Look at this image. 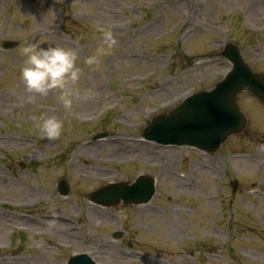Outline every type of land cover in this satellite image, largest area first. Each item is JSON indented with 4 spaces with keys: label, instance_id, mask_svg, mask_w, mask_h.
Wrapping results in <instances>:
<instances>
[{
    "label": "rangeland",
    "instance_id": "rangeland-1",
    "mask_svg": "<svg viewBox=\"0 0 264 264\" xmlns=\"http://www.w3.org/2000/svg\"><path fill=\"white\" fill-rule=\"evenodd\" d=\"M5 40L17 44L0 48V264H65L76 252L96 264H264L263 104L239 93L247 127L211 154L135 139L154 116L222 79L227 42L264 75V0H0V47ZM31 45L76 52L71 110L58 90L25 91ZM52 117L63 122L55 140L39 130ZM139 174L155 178L149 202L89 200Z\"/></svg>",
    "mask_w": 264,
    "mask_h": 264
},
{
    "label": "water",
    "instance_id": "water-1",
    "mask_svg": "<svg viewBox=\"0 0 264 264\" xmlns=\"http://www.w3.org/2000/svg\"><path fill=\"white\" fill-rule=\"evenodd\" d=\"M11 46L12 44H6ZM233 63L232 70L210 92H200L182 106L153 120L144 131V136L162 143H186L206 151H214L232 133L240 132L246 119L235 103L242 90L255 94L264 102V78L243 62L238 49L228 44L222 53ZM60 192L66 194L63 183ZM153 193L149 179L138 178L130 186L118 184L107 186L94 194V199L105 205L147 201ZM68 264H94L81 254L70 258Z\"/></svg>",
    "mask_w": 264,
    "mask_h": 264
},
{
    "label": "clouds",
    "instance_id": "clouds-1",
    "mask_svg": "<svg viewBox=\"0 0 264 264\" xmlns=\"http://www.w3.org/2000/svg\"><path fill=\"white\" fill-rule=\"evenodd\" d=\"M103 39L109 47L116 43L110 31L103 32ZM24 64L20 69V79L25 91L33 96H46L52 90H58L59 100L68 110L72 109L73 99L77 93L71 86L77 84L82 75L76 67L77 54L72 49L62 47L31 45L24 50ZM96 56H90L86 63L93 65ZM43 137L55 140L62 135L63 122L55 117L43 119L39 123Z\"/></svg>",
    "mask_w": 264,
    "mask_h": 264
},
{
    "label": "bare ground",
    "instance_id": "bare-ground-1",
    "mask_svg": "<svg viewBox=\"0 0 264 264\" xmlns=\"http://www.w3.org/2000/svg\"><path fill=\"white\" fill-rule=\"evenodd\" d=\"M112 143L113 144H116V143H119L120 144V142H119V139H114L113 141H112ZM125 146V145H124ZM124 146H120L117 150H115L114 152H115V155L116 156H118L119 154H120V151L122 150V148H124ZM142 146H145V148H147V149H150L151 148V145H149V144H147V145H142ZM86 148L87 149H93L94 147L92 146V147H87L86 146ZM118 159H120V158H118ZM89 171H91V169H88ZM94 173H96V174H100V175H103V174H105V173H109V172H103L102 170H100V169H95L94 171H93ZM63 230V229H62ZM69 230V228L67 229V230H63V231H68Z\"/></svg>",
    "mask_w": 264,
    "mask_h": 264
}]
</instances>
